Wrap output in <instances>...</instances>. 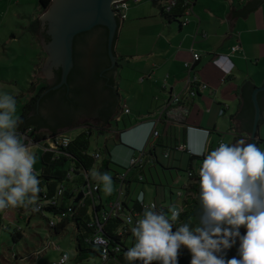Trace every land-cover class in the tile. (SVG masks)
<instances>
[{
	"label": "crops",
	"instance_id": "0c3cea01",
	"mask_svg": "<svg viewBox=\"0 0 264 264\" xmlns=\"http://www.w3.org/2000/svg\"><path fill=\"white\" fill-rule=\"evenodd\" d=\"M250 1L240 0L238 6L231 9L241 11ZM200 4L197 0L191 23L185 28H181L179 22L165 18L159 4L147 1L132 6L128 13L129 22H123L116 48L118 62L139 64L138 71L134 72L138 78L135 80L132 74L134 77L129 79L132 86L128 90V99L140 105L137 118L130 117L132 110L123 116L124 131L135 129L133 132H139L135 141H126L133 153L145 145L153 122L158 124L162 133L167 131L168 124L161 123V120L174 97L183 102L190 100V92L202 85H207L208 89L191 99L186 136L190 154L195 155L202 131L208 133V151L225 143L223 135L230 136L232 144L241 138L251 143L248 140L251 135L235 127L231 132L230 128L232 116L242 109L239 88L246 81L253 82L256 87L264 84V2L243 20L238 19L232 33L227 20L231 9L221 7L217 14L210 8L212 3L208 5L209 9ZM17 6H21L19 0ZM42 15L43 12L39 17ZM145 30L148 32L144 35ZM204 32L208 35L206 38ZM238 45L241 49L234 54L233 48ZM194 53L202 55L191 72L198 79L196 88L188 85L190 72L185 67L187 62L193 61ZM263 124L264 121L261 126ZM116 161L122 167H128L130 163L125 159Z\"/></svg>",
	"mask_w": 264,
	"mask_h": 264
},
{
	"label": "clouds",
	"instance_id": "9594fccd",
	"mask_svg": "<svg viewBox=\"0 0 264 264\" xmlns=\"http://www.w3.org/2000/svg\"><path fill=\"white\" fill-rule=\"evenodd\" d=\"M22 123L16 98L0 93V213L40 210L38 157L18 135ZM194 154L204 157L198 170L201 210L197 223L174 228L180 218L175 205L167 212L157 211L155 203L144 205L135 222L127 218L134 243L124 253L125 259L130 264H178L184 248L191 256L189 264H264V150L241 138L208 151V133L202 131ZM90 175L105 195L113 193L110 173L91 170ZM137 200L143 205L142 192ZM237 240V256L227 259V250ZM68 259L63 256L60 264Z\"/></svg>",
	"mask_w": 264,
	"mask_h": 264
},
{
	"label": "trees",
	"instance_id": "16d2710c",
	"mask_svg": "<svg viewBox=\"0 0 264 264\" xmlns=\"http://www.w3.org/2000/svg\"><path fill=\"white\" fill-rule=\"evenodd\" d=\"M52 1L40 0L43 13L50 8ZM261 3L262 0H255L253 3L243 7L241 11H237L238 16H248ZM180 12L177 11L176 14ZM176 14L173 16L174 19L177 18ZM164 17L168 18L166 16ZM118 20L119 31L115 43V53L117 56L116 48L120 30L123 26V22L119 18ZM41 36L43 40L50 43L51 38L46 33L41 34ZM108 37L109 31L104 27H97L91 32L76 37L74 45V69L69 76L68 84L61 89L46 93L61 83V70L55 72V78L52 81L42 78L37 79V83L29 91L31 98L24 107L20 117L23 123L18 127V135L22 137V135L30 133V137L34 141L42 142L49 137L59 135L61 130L78 128L80 119L82 120L84 117L97 121L99 129H94L98 130L99 133L104 134L110 131L107 129L111 126L113 127L114 123H117L116 120L122 114L123 108L121 109L120 104L121 89L118 85V78L115 76V70L120 69L121 64L118 62L115 70H108L111 67V61L108 55ZM42 84H45V86L37 92ZM196 86L198 87V85H194V88ZM255 89L256 86L251 81H246L239 88V93L242 98V109L231 118V132L235 131L233 126H235L236 120H239L244 123V129L249 135L252 134L255 118V107L253 103ZM191 101L190 99L171 105L163 114L161 123L168 124V128L166 132L164 131L162 133L160 131V137L154 142L155 145L152 154H150L153 164L144 172L146 181L143 183H151L157 188V192H159L158 190L161 187L165 189L172 187L168 176L172 182H175V176L178 177L179 172H198L204 159L203 156L192 155L188 151L178 150L181 144H186ZM259 101L264 113V92L259 95ZM86 125L91 126L89 124ZM116 125H119V123ZM44 130H47L48 133L43 132ZM93 131L92 129L84 130L64 149L63 155L58 156L53 152H47L43 155L42 175L38 177L41 180L42 190L46 189L49 195H54L59 185L64 182L66 171L69 169L70 163L73 162H77L81 168L88 172L91 170H96L100 173L108 172L112 176L113 185L115 186L117 184V176L123 171H126L127 168L114 163L110 156L109 143H107L108 152L106 155L103 154L101 162H97L88 155L91 149ZM258 137H260V134ZM135 152L137 150H134ZM158 166L162 169L165 182H163V177L160 173L161 170L157 168ZM136 176V171L130 174L131 179H135ZM79 182L83 185L84 179L82 178ZM190 192L194 193L195 197L186 202L188 206L187 212L181 215L183 222L177 221L174 228L183 224L200 208L198 199L199 179H193ZM100 193L104 194L101 188ZM64 206L65 203L62 207L64 208ZM90 206L86 209L79 210L75 219L62 223L55 230L57 235H61L74 223L76 230L79 232L76 264H88L90 259L95 257L100 258L101 255L100 248L92 242H88L97 231L95 227H90V224L95 218V214L93 211L91 212ZM119 227L120 222L113 221L104 229V234L111 240L112 248L114 249L117 245L125 247V239L116 234ZM23 238V234L16 230L13 235L14 241L18 242ZM126 250H121L119 253H115L114 251V255L125 264H130L124 257ZM233 254H237V248L235 250L233 248ZM136 263L138 261L131 262V264Z\"/></svg>",
	"mask_w": 264,
	"mask_h": 264
},
{
	"label": "rangeland",
	"instance_id": "374dc122",
	"mask_svg": "<svg viewBox=\"0 0 264 264\" xmlns=\"http://www.w3.org/2000/svg\"><path fill=\"white\" fill-rule=\"evenodd\" d=\"M21 6H17L18 0H0V93L8 92L13 95L17 100V114L21 117L24 107L28 104L31 95L29 93L30 89L34 84L37 83V79H47L45 74L42 71L44 56L42 50L38 44L37 38L34 35L35 43L32 45L33 35L28 34L26 28L29 25L27 17H39L42 13V8L40 0H19ZM148 2V1H147ZM200 5L205 4L208 6L210 3L213 4L210 8L213 13H219V8L222 7L224 10H230L231 7H237L239 4L238 0H200ZM134 6V5H132ZM131 11V10H130ZM130 13V12H129ZM44 14V13H43ZM176 21V20H173ZM177 20L176 22H178ZM125 22H129L128 19ZM144 32V35L146 34ZM19 34V35H18ZM28 35V36H27ZM153 35V33H152ZM18 36V40L14 39ZM118 69V85L121 89V109L125 105H129V109L133 111L132 119L137 118V110L140 108L136 102L128 99L129 89L132 85L129 84V80L132 76L135 80L138 78L137 74L134 72L138 71V65H129L122 64ZM40 71V72H39ZM129 72L131 75L129 76ZM45 84H42L37 92L43 88ZM205 91V90H204ZM151 101V100H150ZM123 113V111H122ZM122 114H120L121 116ZM126 120V118H125ZM86 124L91 125V129L94 130V136L91 138V149L97 150L103 148L107 141L109 140V151L111 158L115 159L114 163H119L116 160H130L133 156V152L130 149L129 144L126 142L127 139L135 141L138 138L139 132H132L129 136L123 139V142L119 139V134L116 133L118 130L124 131L125 125L124 122H120L119 125L113 124L107 130H110L104 134L98 132L99 125L95 122L84 119L79 123V127L73 130H62L60 133L65 132L63 137L66 141H73L78 137L84 130L88 129ZM260 136L259 146L264 150V124L260 126ZM219 140V139H218ZM223 140L225 143L232 144V138L227 135H223ZM217 148V147H216ZM36 156L38 157L37 163L35 165V170L39 173V177L42 175L43 169V151L39 147L32 149ZM104 155L107 154L105 151ZM132 153V154H131ZM121 165V164H120ZM128 168V167H125ZM161 168V167H160ZM160 173L163 177L162 169ZM170 179V185L173 188L165 189L160 188L157 192V188L151 183L146 184H135L134 192L132 197H137L138 192L144 190L146 195V202L148 204L157 203L161 204L167 198L166 204L169 206L172 205H182L184 203L183 198L178 197V191L183 188V186L188 181L187 172H179V176H175V182H172ZM114 187V185H113ZM115 189V188H114ZM169 189L173 190L174 196L172 201L170 199L171 193ZM107 198L105 197V200ZM91 208V212H92ZM182 218H179L178 222H183ZM6 225H10L9 221L5 222ZM22 228V234L24 236L18 242H15L13 235L15 233L16 227ZM241 234H244L246 231L244 228H241ZM78 236L79 232L76 230V227L69 226V228L61 235H57L54 230L49 227V223L46 219H43L41 216H34L26 221H20V223L12 224L11 230L4 231L0 229V264H52L54 261H57L61 258L63 253H68L70 255V264H76V259L78 257ZM237 244L233 246L234 250L237 248ZM233 248L227 250V259L237 256L233 254ZM88 264H101L99 257L90 259Z\"/></svg>",
	"mask_w": 264,
	"mask_h": 264
},
{
	"label": "built area",
	"instance_id": "2783aa9c",
	"mask_svg": "<svg viewBox=\"0 0 264 264\" xmlns=\"http://www.w3.org/2000/svg\"><path fill=\"white\" fill-rule=\"evenodd\" d=\"M154 2L161 6L163 15L168 17L169 19L179 20V24L181 28H185L189 26L191 23V17L194 14V7L196 5L197 0H121L115 2L113 5V9L116 13H118L122 22L128 19V13L132 7V5H139L143 2ZM240 1V0H238ZM181 9V10H180ZM177 11H181L176 14ZM177 15V18H173V16ZM203 36L206 38L208 35L204 32ZM241 49V46L238 45L233 48V53H237ZM202 59V55L199 53H194L193 61L187 62L185 64L186 69L190 72L188 85L194 86L197 85L198 79L197 77L192 75V70L195 65L199 63ZM207 85H202L199 89L192 90L190 92L189 98L195 99L201 93V91L207 90ZM182 102L179 97H174L169 104L175 105ZM131 110L127 105L123 107V113L121 116L117 118V123L122 122L123 116L129 115ZM91 127V126H90ZM88 126V129L91 130ZM65 132L60 133L57 136L49 137L42 142H36L30 137V133L22 135L24 142L33 149L35 147H39L43 153L53 152L56 155L60 156L64 154V149L68 147L71 141H66L63 137ZM119 135H121L120 131H117ZM161 135L158 124L153 122V127L146 141L145 145L137 150V152L133 153L132 158L130 159L129 166L126 171H123L121 174L117 176V184L114 186V191L111 195H104L100 193V187H96L99 183L90 175V172L81 168L77 162L70 163L69 169L66 171L64 182H62L54 195H49L46 189L42 190L40 195V210L38 212H30L25 211L23 209L10 210L5 213H0V222H1V230L8 231L11 230V225L20 223V221H26L34 216H41L43 219H46L49 223V227L52 230H56L62 223L75 219L79 210L86 209L90 206V210L92 208L95 218L94 221L90 224V227H95L97 229L96 234L92 237V239L88 242H92L94 245L98 246L101 250L100 260L101 264H125L120 259L117 258L115 253L121 252V250L128 249L134 243V238L132 237L130 228L132 225L127 223V218L131 216L133 218V222L142 214L144 205H149L146 202V195L144 191H139L138 195L142 192L144 194V203L143 205L138 202L137 197H132L134 192L135 184H143L146 181V177L144 172L148 169L149 166L153 164L152 158L150 154H152V150L154 148V142ZM94 136V132H93ZM92 136V137H93ZM120 139V136H119ZM109 143V140L107 141ZM107 143L105 146V153L108 152ZM92 146V143H91ZM179 151H189L188 146L186 144H181L178 147ZM103 148H99L97 150L90 149L89 156L95 159L97 162H101L103 159ZM168 157V156H167ZM136 171V178L131 179L130 174ZM188 181L183 186L182 189L178 191V197L184 199V203L182 205H176V207L180 210V218L181 215L187 212V201L191 200L195 197V194L190 192L191 184L193 179H199L198 172H188ZM39 177V176H38ZM41 177V176H40ZM84 179L83 185L80 184V180ZM173 188V187H170ZM171 193V201L174 196L173 190L169 189ZM83 193L84 196L80 200L79 203H76L79 195ZM137 195V196H138ZM105 197L107 198L105 200ZM65 203L64 208L62 207ZM156 205V210L167 211L169 205L166 202ZM137 207L139 208L137 210ZM63 209V210H61ZM9 221L10 225H6L5 222ZM113 221H119L120 227L117 230L116 234L125 239L124 246L117 245L116 248H112L111 240L106 237L104 234V229L108 227ZM74 223L71 224L73 226ZM22 232V228L16 227L15 231ZM100 241H103L102 243ZM67 255L69 257L66 264H70V255L68 253H63V256ZM61 258L57 261H54L52 264H60ZM191 259L190 253L187 249L181 248L180 255L178 257V264H189ZM136 264H141L138 261ZM153 264H159V262H153Z\"/></svg>",
	"mask_w": 264,
	"mask_h": 264
},
{
	"label": "water",
	"instance_id": "95a60500",
	"mask_svg": "<svg viewBox=\"0 0 264 264\" xmlns=\"http://www.w3.org/2000/svg\"><path fill=\"white\" fill-rule=\"evenodd\" d=\"M121 0H53L50 8L40 17H26L29 25L28 31L34 32L38 44L42 50L44 61L42 71L49 81L54 79L56 71H62L61 83L51 90L57 91L68 84L69 76L74 69V45L77 36L91 32L97 27H104L109 31L108 37V55L111 61V67L108 70H115L118 66V56L115 53V43L119 31V20L121 16L113 9L115 2ZM251 0L245 6L253 3ZM264 0H262V3ZM260 5V4H259ZM258 5V6H259ZM245 17L238 16L237 11L231 9L227 15L230 24V33L238 19ZM46 33L50 38V43L42 39L41 34ZM118 69L115 70V76L118 77ZM264 92V86L256 87L253 93V103L255 107V118L253 131L250 137L251 143L259 144L258 135L260 126L264 121V113L259 101V95ZM240 94V93H239ZM241 111V110H240ZM87 118H82V120ZM80 119V122L82 121ZM96 124L97 121L89 119ZM235 128L240 132H246L244 123L236 120ZM110 128V127H109ZM135 129H129L121 133L120 141L129 136ZM62 131V130H61ZM43 132L48 133L47 130ZM249 134V133H248ZM260 148V146H258ZM84 194L81 193L76 200L79 203ZM200 208L192 214L184 223L195 225Z\"/></svg>",
	"mask_w": 264,
	"mask_h": 264
},
{
	"label": "flooded vegetation",
	"instance_id": "af4514ba",
	"mask_svg": "<svg viewBox=\"0 0 264 264\" xmlns=\"http://www.w3.org/2000/svg\"><path fill=\"white\" fill-rule=\"evenodd\" d=\"M43 39V38H42ZM55 76V75H54ZM55 78V77H54Z\"/></svg>",
	"mask_w": 264,
	"mask_h": 264
}]
</instances>
